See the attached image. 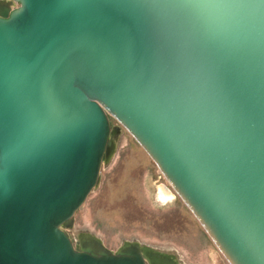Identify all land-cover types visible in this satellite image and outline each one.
I'll return each mask as SVG.
<instances>
[{
  "label": "water",
  "instance_id": "water-1",
  "mask_svg": "<svg viewBox=\"0 0 264 264\" xmlns=\"http://www.w3.org/2000/svg\"><path fill=\"white\" fill-rule=\"evenodd\" d=\"M110 116L228 264H264V0H0V264H178L63 229Z\"/></svg>",
  "mask_w": 264,
  "mask_h": 264
},
{
  "label": "rangeland",
  "instance_id": "rangeland-1",
  "mask_svg": "<svg viewBox=\"0 0 264 264\" xmlns=\"http://www.w3.org/2000/svg\"><path fill=\"white\" fill-rule=\"evenodd\" d=\"M110 125L98 183L63 227L72 242L90 235L112 252L135 243L178 264H228L133 136L112 116Z\"/></svg>",
  "mask_w": 264,
  "mask_h": 264
},
{
  "label": "bare ground",
  "instance_id": "bare-ground-1",
  "mask_svg": "<svg viewBox=\"0 0 264 264\" xmlns=\"http://www.w3.org/2000/svg\"><path fill=\"white\" fill-rule=\"evenodd\" d=\"M142 251H143L144 256L147 254L148 258H151V257H153V256H158L157 252L153 253V252H151V251H149V250H146V249L143 248V247H142ZM144 252H145L146 254H145ZM161 257H164V256H161ZM166 258H170V257H166Z\"/></svg>",
  "mask_w": 264,
  "mask_h": 264
}]
</instances>
